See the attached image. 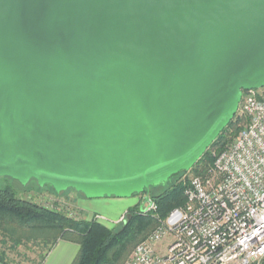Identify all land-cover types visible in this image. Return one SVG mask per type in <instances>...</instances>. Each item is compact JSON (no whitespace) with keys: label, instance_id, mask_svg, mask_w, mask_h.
I'll list each match as a JSON object with an SVG mask.
<instances>
[{"label":"water","instance_id":"water-1","mask_svg":"<svg viewBox=\"0 0 264 264\" xmlns=\"http://www.w3.org/2000/svg\"><path fill=\"white\" fill-rule=\"evenodd\" d=\"M262 88L264 0H0V178L143 195Z\"/></svg>","mask_w":264,"mask_h":264},{"label":"built area","instance_id":"built-area-1","mask_svg":"<svg viewBox=\"0 0 264 264\" xmlns=\"http://www.w3.org/2000/svg\"><path fill=\"white\" fill-rule=\"evenodd\" d=\"M236 118L242 120L238 135L222 150H211L214 163L206 174L190 171L179 179L185 185V206L160 220L124 264H258L264 260V88L243 93ZM141 210L156 212L157 205L149 197ZM64 212L74 220L83 218L72 206Z\"/></svg>","mask_w":264,"mask_h":264},{"label":"trees","instance_id":"trees-1","mask_svg":"<svg viewBox=\"0 0 264 264\" xmlns=\"http://www.w3.org/2000/svg\"><path fill=\"white\" fill-rule=\"evenodd\" d=\"M241 123L242 120L235 117L191 172L205 175L214 163L211 150H222L232 141L241 129ZM184 174L174 176L160 194L146 191L143 195H150L157 205V211L145 214L140 206L130 209L128 220L117 232L94 219L74 220L55 209L22 199L11 186L0 188V234L7 237L15 247L25 243L45 242L48 249L35 264H42L60 240L80 245V253L74 264H124L136 246L159 226L160 220L166 219L174 209L185 206V185L179 182ZM54 194L59 195L55 191ZM0 261L15 263L5 253H0Z\"/></svg>","mask_w":264,"mask_h":264},{"label":"rangeland","instance_id":"rangeland-1","mask_svg":"<svg viewBox=\"0 0 264 264\" xmlns=\"http://www.w3.org/2000/svg\"><path fill=\"white\" fill-rule=\"evenodd\" d=\"M169 184L170 182L168 181L166 183L153 187L150 189V193L160 194L169 186ZM7 186H11L12 188H14L18 196L22 199L33 201L48 209H53V210L55 209L58 212H62L63 214H65L64 212L65 207L72 206L75 208L72 198H75L76 197L75 194H78V193H76L73 190H69L68 192H66L70 194L69 196L63 195L62 199H57L56 195L54 194L53 188L51 186L41 187L35 180L31 181L28 185H22L21 183H19L18 181L12 178L1 177L0 178V188H5ZM78 196L80 199L82 198V200L91 201L85 198L81 194H78ZM134 197L137 198L139 197V195L134 196ZM147 197H150V195H146V198ZM105 199H117V198H105ZM145 203L146 202H144L142 206H144ZM97 216H101L103 218V221H98L99 223L103 224L104 226L108 227L111 230H115L116 232L123 228L124 224L129 218L128 212L125 214H122V216L118 219L113 218L111 215L107 213L101 212V214L99 215L91 214V219L93 220V218L95 219ZM123 217H125L124 218L125 221L124 220L122 221ZM47 249H48V246L45 244V242H43L42 244L25 243L22 246L15 247L14 245L10 243L7 237L0 234V253L7 254V257L11 261L19 260L18 262L20 264L22 262L24 264H33V263L35 264L46 253ZM258 264H264V260Z\"/></svg>","mask_w":264,"mask_h":264},{"label":"crops","instance_id":"crops-1","mask_svg":"<svg viewBox=\"0 0 264 264\" xmlns=\"http://www.w3.org/2000/svg\"><path fill=\"white\" fill-rule=\"evenodd\" d=\"M65 195L69 196L70 194L65 193ZM75 195L76 197L72 198L75 208L82 213L83 219L87 221L92 220L91 214L99 215L101 212L107 213L113 218L118 219L122 216V214L127 213L130 209L137 206L142 207V204L146 202V195L128 199H100L91 201L82 200V198H79L78 194ZM80 249L81 247L77 243L60 240L47 254L42 264H74L80 253ZM14 261V264H20L18 262L19 260ZM0 264L7 263L0 261ZM21 264L24 263L22 262Z\"/></svg>","mask_w":264,"mask_h":264}]
</instances>
